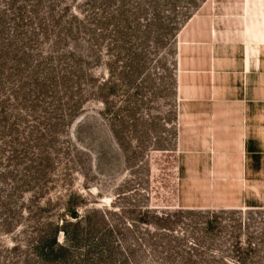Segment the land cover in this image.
Segmentation results:
<instances>
[{
  "label": "rangeland",
  "instance_id": "374dc122",
  "mask_svg": "<svg viewBox=\"0 0 264 264\" xmlns=\"http://www.w3.org/2000/svg\"><path fill=\"white\" fill-rule=\"evenodd\" d=\"M250 1L0 0V264H92L108 232L116 264H191L188 248L195 264H237L238 248H264L263 209L176 198L177 33L205 4L240 28ZM61 219L76 224L73 261L45 263Z\"/></svg>",
  "mask_w": 264,
  "mask_h": 264
},
{
  "label": "crops",
  "instance_id": "0c3cea01",
  "mask_svg": "<svg viewBox=\"0 0 264 264\" xmlns=\"http://www.w3.org/2000/svg\"><path fill=\"white\" fill-rule=\"evenodd\" d=\"M239 7L240 28L205 4L176 36L182 210H264V0Z\"/></svg>",
  "mask_w": 264,
  "mask_h": 264
},
{
  "label": "trees",
  "instance_id": "16d2710c",
  "mask_svg": "<svg viewBox=\"0 0 264 264\" xmlns=\"http://www.w3.org/2000/svg\"><path fill=\"white\" fill-rule=\"evenodd\" d=\"M68 211L70 219H75L77 217L76 212L70 210L69 208ZM98 213L99 212L96 210L92 211V214L94 215ZM49 227V237L43 240V242L41 241V244L39 245L40 260L45 263L53 261H73V244L75 241V234L74 231H70V229L74 230L76 224H74L68 219H61L59 223H51ZM59 233H62V236L64 238V242L62 243H59L57 241V236ZM111 239V232H108L107 237H103L101 239L97 238L96 241L92 244L95 250L94 252L96 254V256H94V259L92 260V264H101L102 262H106V264H116L115 254L118 252L111 245ZM103 247H105V249ZM193 252L194 251L192 248H188V250L185 252V254L187 255V260L189 263L192 262L191 264H195L192 260ZM235 253H241L242 255L241 257H239L238 255L237 264H250V262L248 263L246 259L252 256L258 257L260 253L264 254V248L262 246L261 241L257 243L249 242L245 248H238ZM120 255L122 256L125 262L126 258H124L123 253H121ZM240 258L241 260H239ZM117 263L120 264V260H118ZM221 264H225V262Z\"/></svg>",
  "mask_w": 264,
  "mask_h": 264
}]
</instances>
